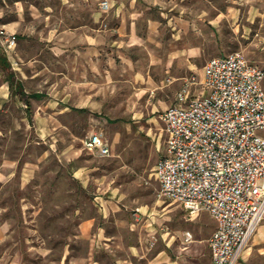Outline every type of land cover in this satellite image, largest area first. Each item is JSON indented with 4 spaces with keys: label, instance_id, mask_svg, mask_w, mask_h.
<instances>
[{
    "label": "rangeland",
    "instance_id": "374dc122",
    "mask_svg": "<svg viewBox=\"0 0 264 264\" xmlns=\"http://www.w3.org/2000/svg\"><path fill=\"white\" fill-rule=\"evenodd\" d=\"M0 47V264H212L154 178L161 115L211 58L264 71V0H0Z\"/></svg>",
    "mask_w": 264,
    "mask_h": 264
},
{
    "label": "built area",
    "instance_id": "2783aa9c",
    "mask_svg": "<svg viewBox=\"0 0 264 264\" xmlns=\"http://www.w3.org/2000/svg\"><path fill=\"white\" fill-rule=\"evenodd\" d=\"M174 101L161 115L167 139L154 178L162 196L214 221L212 264H237L264 220V71L240 53L211 58ZM81 144L111 155L97 134Z\"/></svg>",
    "mask_w": 264,
    "mask_h": 264
},
{
    "label": "crops",
    "instance_id": "0c3cea01",
    "mask_svg": "<svg viewBox=\"0 0 264 264\" xmlns=\"http://www.w3.org/2000/svg\"><path fill=\"white\" fill-rule=\"evenodd\" d=\"M237 264H264V221L259 225L255 235L248 245V248L245 250L241 260Z\"/></svg>",
    "mask_w": 264,
    "mask_h": 264
},
{
    "label": "trees",
    "instance_id": "16d2710c",
    "mask_svg": "<svg viewBox=\"0 0 264 264\" xmlns=\"http://www.w3.org/2000/svg\"><path fill=\"white\" fill-rule=\"evenodd\" d=\"M0 64H2L3 67H5V68H9L10 67V63L7 60V57L5 55V52L3 51V49L1 47H0ZM10 78L12 79L13 77L10 76ZM9 87L13 91H17V90H18V92H21L22 91V84L20 82H17V81H11V82H9ZM42 97L43 96H41L39 94H33L31 96V98L36 99V100H40V99H42Z\"/></svg>",
    "mask_w": 264,
    "mask_h": 264
}]
</instances>
